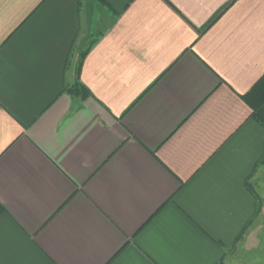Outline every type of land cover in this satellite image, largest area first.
<instances>
[{"label": "crops", "instance_id": "0c3cea01", "mask_svg": "<svg viewBox=\"0 0 264 264\" xmlns=\"http://www.w3.org/2000/svg\"><path fill=\"white\" fill-rule=\"evenodd\" d=\"M264 0H0V264H264Z\"/></svg>", "mask_w": 264, "mask_h": 264}, {"label": "trees", "instance_id": "16d2710c", "mask_svg": "<svg viewBox=\"0 0 264 264\" xmlns=\"http://www.w3.org/2000/svg\"><path fill=\"white\" fill-rule=\"evenodd\" d=\"M251 103L252 117L258 121L264 120V78L255 86V88L246 96Z\"/></svg>", "mask_w": 264, "mask_h": 264}, {"label": "rangeland", "instance_id": "374dc122", "mask_svg": "<svg viewBox=\"0 0 264 264\" xmlns=\"http://www.w3.org/2000/svg\"><path fill=\"white\" fill-rule=\"evenodd\" d=\"M264 194V192H262Z\"/></svg>", "mask_w": 264, "mask_h": 264}]
</instances>
